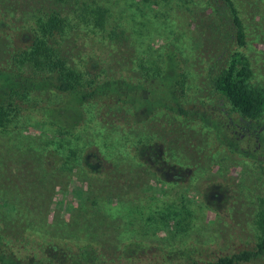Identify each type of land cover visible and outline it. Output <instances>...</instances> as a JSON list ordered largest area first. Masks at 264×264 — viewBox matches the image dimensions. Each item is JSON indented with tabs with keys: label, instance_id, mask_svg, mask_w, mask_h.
<instances>
[{
	"label": "rangeland",
	"instance_id": "rangeland-1",
	"mask_svg": "<svg viewBox=\"0 0 264 264\" xmlns=\"http://www.w3.org/2000/svg\"><path fill=\"white\" fill-rule=\"evenodd\" d=\"M8 1L9 16L0 12L1 65L14 66L11 56L33 40L27 29L58 10L67 18L63 44L70 65L138 80L142 64L161 63L174 49L185 65L187 104H202L231 123L220 134L226 141L214 127L168 111L114 127L105 104L93 103L70 134L20 116L0 130V221L8 235L20 238L27 251L56 241L90 243L96 257L86 264H189L254 249L264 200V131L252 128L264 125V115L243 125L216 91L238 49L228 20L221 31L209 25L225 18L208 9L221 11V1ZM240 1L247 44L239 50L251 61L252 83L264 86V23L257 24L264 22V0ZM99 10L105 11L102 28ZM32 100L58 104L61 98ZM232 139L256 158L233 151L226 143ZM143 145L156 148L158 163L147 165L146 153L140 158ZM237 264H264V255Z\"/></svg>",
	"mask_w": 264,
	"mask_h": 264
},
{
	"label": "trees",
	"instance_id": "trees-1",
	"mask_svg": "<svg viewBox=\"0 0 264 264\" xmlns=\"http://www.w3.org/2000/svg\"><path fill=\"white\" fill-rule=\"evenodd\" d=\"M54 1L57 5L68 6L77 0ZM220 1L224 11L213 6L208 9L225 18L216 17L209 25L221 31L220 25H225L222 20H228L235 32L238 49L231 53L228 67L219 75L216 91L224 101L231 104L233 110L240 113L239 122L246 125L248 120L258 121L264 115V86L252 83L251 61L239 50L247 44V27L236 0ZM8 3V0H0V12L6 17L9 16ZM239 5L242 6V0ZM97 13L101 18L97 24L102 28L105 11L99 10ZM66 20V15L58 10L43 13L37 28L27 29L30 32L28 37H33L31 44L11 56L14 66L12 63L0 64V130L8 129L20 116H33L39 122L48 121L63 134H70L84 122V107L93 103L105 104L102 107H106V113L111 112L112 117H108V120L114 121V127L118 124H141L160 111L200 120L204 125L214 127L219 135L223 129L231 127L225 115L216 118L202 104H187L191 101L187 94L185 65L181 55L174 49L166 51L161 63L142 64L144 73L138 80L104 74L101 71L87 73L86 69L70 65L63 44ZM262 23L264 22L260 21L257 24ZM3 24L1 22L0 25ZM220 47L218 44L217 49ZM2 50L0 61L3 63L6 59ZM16 63L23 65L17 68ZM41 94H54L61 100L58 104H39L32 100ZM261 129L264 131V125L252 128L253 131ZM220 136L227 139L225 135ZM261 141L263 147L264 136ZM226 143L236 153L256 158L238 140L232 139ZM261 149L264 151V148ZM139 152L140 158L145 153L149 154L147 165H151V161L153 164L158 163L160 155L156 148L143 145ZM257 225L260 238L254 249L233 256H223L216 261H192L189 264H237L264 255V200ZM19 240L20 238L9 236L0 221V264H86L89 257H96L94 245L90 243L68 245L56 241L48 245L37 244L33 251H27Z\"/></svg>",
	"mask_w": 264,
	"mask_h": 264
}]
</instances>
